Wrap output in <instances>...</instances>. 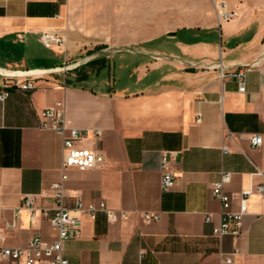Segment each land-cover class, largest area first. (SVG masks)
Masks as SVG:
<instances>
[{
    "label": "crops",
    "instance_id": "obj_1",
    "mask_svg": "<svg viewBox=\"0 0 264 264\" xmlns=\"http://www.w3.org/2000/svg\"><path fill=\"white\" fill-rule=\"evenodd\" d=\"M222 3L238 15L219 24ZM46 30L65 35V51L40 45ZM92 37L163 58L97 56L105 68H84L88 78L78 83L73 72L0 75V94L9 93L0 101V249L56 237L39 213L32 220L20 207L24 195H34L53 215L49 187L60 177L62 138L40 129L39 115L61 102L68 127L101 131L99 140L88 138L81 147L104 157L95 168L67 172L65 206L104 201L127 214L116 222L103 213L82 217L80 236L63 245L68 264H264V193L249 196L238 238L212 233L220 221L212 186L221 172L230 175L224 188L235 210L241 191L264 186L256 175L264 173V0H0L3 71L70 66L92 50ZM220 61L245 69L244 93L234 78H219ZM109 66L124 80H98ZM16 80L34 88L22 91ZM253 135L262 136L261 146L251 145ZM162 151L175 153V181L166 192L160 188ZM145 212L159 220L145 222Z\"/></svg>",
    "mask_w": 264,
    "mask_h": 264
},
{
    "label": "built area",
    "instance_id": "obj_2",
    "mask_svg": "<svg viewBox=\"0 0 264 264\" xmlns=\"http://www.w3.org/2000/svg\"><path fill=\"white\" fill-rule=\"evenodd\" d=\"M238 13L236 11L227 10L224 3L220 4L216 12L217 21H230L236 18ZM40 45L44 49L58 48L65 51L67 39L64 34L56 30H46L40 33L38 39ZM264 57V53L261 59ZM256 61L250 67H255L260 60ZM218 70L220 79L234 78L238 84V91L245 92V69L233 70L226 67L221 61L215 66ZM15 84L19 86L22 91H30L34 88L30 81L24 84H19L18 80ZM9 93L4 91L0 94V101H4ZM40 125L42 130H49L57 133L62 138V158L60 165L59 179L50 185L52 191L51 200L53 202V215H49L46 208H41L36 205L34 195H24L22 198L21 209L27 211L30 219H35L37 213L47 220L56 237L51 242L43 241L36 237L31 239L25 247L22 248H1L0 261L7 260L13 262H22L23 264H68L67 259L63 253L64 242L71 239H76L81 234V219L88 217L94 220L98 213L106 215L108 221L116 222L125 220L127 214L123 211H114L107 207L104 201L97 203L84 204L81 201H76L72 208H68L64 204V183L68 179L67 172L76 169L78 171H87L95 168L104 162V157L97 151L87 148H82L81 144L88 138L97 141L101 138V131L99 129L79 130L70 128L66 124L65 111L63 104L57 102L40 112ZM195 123L201 121V112H195ZM250 143L253 147H259L263 143L261 135H253L250 138ZM175 153L162 151L159 156V174H160V188L163 192L170 190L175 181V177L171 171V163L174 161ZM256 175L264 178V173L257 172ZM230 175L221 172L219 180L212 186V195L220 203V221L219 224L213 228V235L215 237L231 236L238 238L241 233L243 218L247 213L249 196L255 191L258 194L264 193V186L257 185L255 189H246L241 191L238 201V208L233 209L234 197L225 190V185L229 182ZM145 222H157L159 216L155 213L145 212L142 215ZM206 222L211 221V216L205 218ZM13 228L14 225H8ZM230 259H226V263H230Z\"/></svg>",
    "mask_w": 264,
    "mask_h": 264
},
{
    "label": "rangeland",
    "instance_id": "obj_3",
    "mask_svg": "<svg viewBox=\"0 0 264 264\" xmlns=\"http://www.w3.org/2000/svg\"><path fill=\"white\" fill-rule=\"evenodd\" d=\"M92 40H93V43H98L100 41H106L105 43H101V44H97L95 47H106L100 51H95L93 55H88L89 53H91L92 51H94L93 49L95 48L93 45V43L91 42L90 43V48L92 50L88 51V52H84L77 61L73 62L72 64H75L79 61H82L83 59H88V61L94 59L95 57L97 56H101V55H108L110 56L111 54H113L114 52H111V53H105V54H102L101 51H104V50H111V49H118L120 47H117V46H114L112 45L110 42H109V37H105V38H101V37H92ZM125 48H129L131 49L132 51H116L117 53L118 52H130V53H133V54H139V55H151L147 52H145V50L141 49L140 47H125ZM87 56H90L87 58ZM157 59H162L163 57L161 55H151ZM70 64V65H72ZM85 64V63H84ZM84 64H81V66H83ZM68 65H65L64 67H67ZM80 67V66H79ZM87 71H90V68H87ZM71 72V71H69ZM58 73H65V72H58ZM123 78H125L123 76V73L121 72V70H119L117 67L113 68L111 66L108 67V69H105L103 72H102V75L100 78H98V80H103V79H106V80H111V82L113 81V79L115 81H118V80H124ZM124 82V81H122ZM96 88H98L99 86H95Z\"/></svg>",
    "mask_w": 264,
    "mask_h": 264
},
{
    "label": "water",
    "instance_id": "obj_4",
    "mask_svg": "<svg viewBox=\"0 0 264 264\" xmlns=\"http://www.w3.org/2000/svg\"><path fill=\"white\" fill-rule=\"evenodd\" d=\"M116 51H132L129 48H125V47H121L118 49H111V50H104L101 51L102 54L105 53H111V52H116ZM95 54V53H93ZM91 54V55H93ZM90 56H87V58ZM88 59H83L82 61H79L73 65L67 66V67H62V68H57V69H52V70H48V71H3L0 69V75L3 77H12V78H23V77H30V76H36V75H42V74H48V73H56V72H69L72 71L76 68H78L79 66H81V64H86Z\"/></svg>",
    "mask_w": 264,
    "mask_h": 264
},
{
    "label": "trees",
    "instance_id": "obj_5",
    "mask_svg": "<svg viewBox=\"0 0 264 264\" xmlns=\"http://www.w3.org/2000/svg\"><path fill=\"white\" fill-rule=\"evenodd\" d=\"M105 47H103L102 49H104ZM101 49V48H100ZM97 50L92 51L91 53H89L88 55L93 54V52H95ZM84 68H90L92 70H102L103 68H105V59L104 58H99V59H93L89 62H87L86 64H84L83 66H80L74 70H72L71 72L76 74V79L75 82H83L86 81L88 78V73L87 72H83Z\"/></svg>",
    "mask_w": 264,
    "mask_h": 264
}]
</instances>
